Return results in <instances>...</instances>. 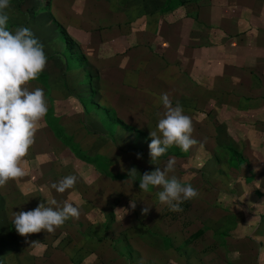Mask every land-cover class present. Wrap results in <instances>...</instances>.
<instances>
[{"label": "rangeland", "instance_id": "rangeland-1", "mask_svg": "<svg viewBox=\"0 0 264 264\" xmlns=\"http://www.w3.org/2000/svg\"><path fill=\"white\" fill-rule=\"evenodd\" d=\"M41 2L13 0L6 10L9 29L29 27L43 44L51 91L40 75L26 85L44 90L48 113L25 175L0 188V264H264V0H50L92 79L67 68L62 36L35 9ZM90 83L97 104L148 140L110 134L101 113H85L79 93ZM164 93L192 119L197 143L151 161ZM169 158L172 174L199 191L182 212L159 202L160 188H139ZM70 174L73 188H51ZM53 199L78 207L79 218L54 233L13 231L12 212L55 207Z\"/></svg>", "mask_w": 264, "mask_h": 264}, {"label": "clouds", "instance_id": "clouds-1", "mask_svg": "<svg viewBox=\"0 0 264 264\" xmlns=\"http://www.w3.org/2000/svg\"><path fill=\"white\" fill-rule=\"evenodd\" d=\"M10 0H0V188L10 180L25 175L22 166L30 147L34 144L37 126L48 113L44 90L36 87L29 90L30 81L38 79L47 66L48 58L43 44L35 37L29 27L19 26L9 29L7 9ZM164 111L156 130L150 131L151 143L148 145L151 161H156L166 151L176 146L187 152L197 143L192 138L194 131L192 119L184 113L177 101L173 106L167 93L161 95ZM141 158V154H137ZM136 168L129 171L134 175ZM175 172V160L169 158L163 168L156 167L141 175L139 188L147 192L151 187L160 188L156 193L161 204L170 211L182 212L181 205L199 196V191L191 184L182 183ZM77 177L68 175L51 185L58 193L73 188ZM52 206L40 203L34 210L12 212L16 232L24 237L30 234L54 233L69 218H79L80 211L72 203L64 201L62 206L55 199ZM135 209L136 202L131 201ZM151 207H144L142 214L147 215ZM38 241L32 242V245Z\"/></svg>", "mask_w": 264, "mask_h": 264}, {"label": "trees", "instance_id": "trees-1", "mask_svg": "<svg viewBox=\"0 0 264 264\" xmlns=\"http://www.w3.org/2000/svg\"><path fill=\"white\" fill-rule=\"evenodd\" d=\"M12 1L13 0H10V4L12 3ZM42 1L43 2H41V3L36 5L35 9L37 10V7L40 6L41 9L47 10L48 13L46 14L45 18L48 19L50 24H54V27L58 30V32L62 36V38H63L62 41H63L64 47L66 49V52L65 53L62 52L63 53L62 55L66 59L67 68L68 69H72V68L76 67L82 73L84 79H86V77L92 79L93 75H92V72H91V67L88 64L85 55L82 53V51L80 49V44H78V42L69 34L67 29L55 18L54 14L51 11V2H50V0H42ZM35 9H34V12H35ZM35 15H39V14L35 13ZM71 61L76 62V64H74L75 65L74 67L70 65ZM40 76L42 78L40 82H42L43 85L47 88V84L46 83L48 81V75L42 73V74H40ZM32 83H33V80H32ZM47 89L49 90V92L51 91L50 88H47ZM89 89H93L92 83H90V86L86 85L85 88L83 87L82 91L79 93V95H81L79 101H80L82 107L85 109V113H90V114L97 113L99 116H100V113H101L100 118H101V120L104 119V124L108 128H110V130H109L110 134H113V133L117 132L121 128V130L124 131V133H126V135H129L131 137H135L137 139V141H143V140L147 141L148 140V138H149L148 135H146L145 133L141 132L137 128H133V127H130V126L126 125L118 117H114V116L110 115L109 111H108V108H105L104 106H102L100 104H97L95 102V94H96L95 90L94 91H90ZM84 90H85V92H84ZM87 96H89V98H86ZM115 125H117V126H115ZM111 127L112 128L113 127H117V129H115L113 131V130H111ZM57 133L59 135L62 134V133H67V130H65V128H62L60 131L58 130ZM231 151H232L231 162L233 163L234 160H238L237 161V165H235V166L237 168L238 167L240 168V163H241L240 162V158H241L242 154L238 153L237 150L234 149V148H232ZM174 153H175V155L182 154L180 152H174ZM214 159L217 160V158H214ZM256 193L258 195H261L260 192H258L257 190H256ZM13 231H16L15 228H13ZM200 233H202V232H199L197 234V236ZM113 238H116V237H113Z\"/></svg>", "mask_w": 264, "mask_h": 264}, {"label": "crops", "instance_id": "crops-1", "mask_svg": "<svg viewBox=\"0 0 264 264\" xmlns=\"http://www.w3.org/2000/svg\"><path fill=\"white\" fill-rule=\"evenodd\" d=\"M67 130V129H66Z\"/></svg>", "mask_w": 264, "mask_h": 264}]
</instances>
